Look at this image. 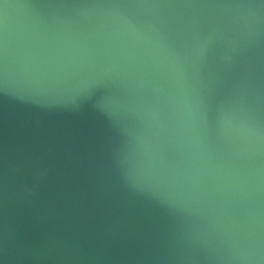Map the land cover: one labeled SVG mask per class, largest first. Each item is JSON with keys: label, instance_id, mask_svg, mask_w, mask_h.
I'll list each match as a JSON object with an SVG mask.
<instances>
[{"label": "water", "instance_id": "obj_1", "mask_svg": "<svg viewBox=\"0 0 264 264\" xmlns=\"http://www.w3.org/2000/svg\"><path fill=\"white\" fill-rule=\"evenodd\" d=\"M0 264H264V0H0Z\"/></svg>", "mask_w": 264, "mask_h": 264}, {"label": "rangeland", "instance_id": "obj_2", "mask_svg": "<svg viewBox=\"0 0 264 264\" xmlns=\"http://www.w3.org/2000/svg\"><path fill=\"white\" fill-rule=\"evenodd\" d=\"M108 130L111 131V134H113V136L119 137L117 139H119L120 141H123L124 143H130L132 146H134L139 154L144 155V156L149 155V153L145 150V148L143 147V145L141 143H136L135 141L129 139L126 136L125 132L119 131V130H114L110 127ZM155 159L157 160V162L161 168L168 170V171H172L173 168L170 164H168L167 162H165L163 160L157 159L156 157H155ZM178 173H175V174H178ZM178 175L182 176V174H178ZM187 182H188V184H191L189 182V180H187ZM202 191H203L204 195H206V196L209 195L205 190L202 189Z\"/></svg>", "mask_w": 264, "mask_h": 264}]
</instances>
